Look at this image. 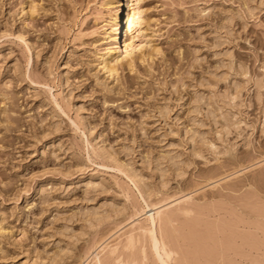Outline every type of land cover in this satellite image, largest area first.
Here are the masks:
<instances>
[{"label":"rangeland","instance_id":"rangeland-1","mask_svg":"<svg viewBox=\"0 0 264 264\" xmlns=\"http://www.w3.org/2000/svg\"><path fill=\"white\" fill-rule=\"evenodd\" d=\"M103 1L0 0V35L6 34L0 38V264H50L55 255L62 256L57 264H87L103 247L107 255L119 242L121 252L142 209L149 214V203L165 209L175 202L193 211L180 215L169 231L175 230L170 232L184 243L190 260L210 264L225 237H248V226L264 216V128L258 102L259 95L264 99V0H144L152 43L137 52L132 67L126 62L117 66L115 75L103 69L100 59L111 48ZM124 2L127 19L130 8ZM226 54L235 63L232 69ZM256 80L263 84L259 93ZM235 81L242 84L237 103L223 109L235 123L232 131L214 125L203 104L198 114L202 130L217 149L216 154H194L189 132L196 95L211 97L214 91L224 99ZM56 103L64 112L53 111ZM165 108V116L160 115ZM102 147L160 186L156 197L147 204L123 172L105 164ZM169 152L180 153L185 164L180 176L169 170L163 188L148 162L162 161ZM91 177L108 182V193L87 196ZM97 208H106L102 213L110 216L88 227L82 212ZM242 220L250 225L244 227ZM233 223L242 225L246 235L225 234ZM241 250L258 259L256 250Z\"/></svg>","mask_w":264,"mask_h":264},{"label":"bare ground","instance_id":"bare-ground-1","mask_svg":"<svg viewBox=\"0 0 264 264\" xmlns=\"http://www.w3.org/2000/svg\"><path fill=\"white\" fill-rule=\"evenodd\" d=\"M127 5L130 8V11L127 14V19H126V6H125V2L124 0H104L103 1V5L104 7L107 8L108 12H109V18L106 21L107 22V32H106V42H108L111 46V48L106 49V52L100 57L101 61H102V65H103V69L111 74V75H115L117 73V66L122 65L123 63H127L129 66L132 67L134 61H135V57L138 51H143L144 48L147 47L148 44L151 45L152 42L149 41L148 36V26L149 24V19H146L147 16V8H144V0H127ZM33 8V7H32ZM36 8V7H35ZM31 10V9H29ZM249 10V9H248ZM24 11V10H23ZM25 12V11H24ZM23 12V13H24ZM30 12V11H29ZM33 12V11H32ZM31 12V13H32ZM34 13V12H33ZM32 13V14H33ZM125 18V19H124ZM227 22H232V17L228 16L226 17ZM125 23V24H124ZM226 23V22H225ZM149 24V25H148ZM230 26L228 23L226 24V26ZM227 26V27H228ZM226 27V28H227ZM231 30V29H230ZM6 35V34H4ZM4 35H0L1 37H4ZM17 38L21 39V40H25L21 35L16 36ZM221 37V36H220ZM26 42V41H24ZM146 43V44H145ZM27 44V43H26ZM151 48V47H149ZM154 50H156V48H153ZM153 49L151 48V50L153 51ZM157 51V50H156ZM158 52V51H157ZM228 52V51H227ZM152 54V53H151ZM222 54V53H221ZM150 55V54H148ZM227 55V54H226ZM225 55V56H226ZM230 54H228L227 56H229ZM225 58H228V57ZM223 59V58H222ZM224 61V60H223ZM222 61V62H223ZM228 68L232 69L234 67V61L232 59L231 56H229L228 58ZM51 64V63H50ZM224 66L226 64V62L224 63ZM222 65V64H221ZM223 66V67H224ZM16 70L18 72H20V69L18 68V65H16ZM234 70V69H233ZM238 70H240L239 72H241L242 74H247V70L243 68V66L238 65ZM119 72V71H118ZM23 72H20V74H22ZM26 73V72H25ZM240 73V74H241ZM23 75V76H22ZM21 77L25 78L26 76L24 74H22ZM28 76V75H27ZM29 77V76H28ZM214 78V77H213ZM212 78V79H213ZM220 78V77H219ZM26 79V78H25ZM183 82V81H182ZM209 83V81H208ZM248 84V83H247ZM242 85V84H241ZM241 85L239 82L235 81L234 84L232 85V90L230 95L225 96L224 99H221L222 95L219 96V98L216 96V93L214 91L213 94H211L212 96L210 97L209 95L205 96L203 93L200 95H196L195 97V101L193 104V110H192V114H195V118H192V124L193 127L190 130V142H191V149L193 151L194 154L196 155H200L201 157L203 156V154L205 152H210L212 154H216V149L213 150L214 147V139L210 138L209 136H207V134H205L204 130H202V128L204 127V123H203V119L199 118V113L202 110V106H205L207 104L208 110L209 111V115L211 112V116H212V122L214 125H218V123L221 124V128L223 127L226 130V133H230L232 130V126L234 127L235 123L230 121L228 119V114L223 112V109H225V107L227 106H232V102L234 105H236L235 101L237 98H239V93L241 91ZM254 86L257 88L258 93L260 92L261 88H263V84L260 80H256L254 81ZM210 86H208V88H210ZM211 89V88H210ZM218 95V94H217ZM238 100V99H237ZM258 102H259V109H260V114L261 117L263 118V127L262 130L264 128V99L261 98V96H258ZM205 104V105H203ZM206 107V108H207ZM237 107V106H236ZM235 107V109H236ZM53 111L56 113L59 112H64L62 107L56 103L55 107H52ZM232 108V107H231ZM166 109H161L160 110V115H164L166 114ZM218 112H220V114H218ZM159 113V112H158ZM60 114V113H59ZM199 114V115H198ZM233 114V113H232ZM231 115V114H230ZM210 116V117H211ZM235 117V116H234ZM219 118V119H218ZM208 119V118H207ZM211 119V118H210ZM239 121V120H238ZM211 122V123H212ZM232 122V123H231ZM237 124V123H236ZM241 125V124H240ZM57 125H55L56 127ZM237 128H240L239 126V122L236 126ZM235 128V129H237ZM234 129V130H235ZM56 130V129H55ZM209 130V129H208ZM223 130V129H222ZM231 130V131H230ZM240 131V129H238ZM189 131V130H188ZM210 131V130H209ZM237 132V131H236ZM207 133V132H206ZM222 133V132H221ZM214 136V135H213ZM219 137V136H218ZM215 138V137H214ZM217 139V138H216ZM215 139V140H216ZM236 139V138H235ZM220 140V139H219ZM223 140V139H221ZM218 141V140H216ZM221 142V141H220ZM223 143V141H222ZM217 146V145H216ZM224 146V145H223ZM70 147V146H69ZM99 147V146H98ZM218 147V146H217ZM97 148V147H96ZM225 148V147H224ZM70 150H73L72 147L69 148ZM127 149V148H126ZM99 150V155L100 157L103 159V161L105 162V164L109 165L111 168H115L117 170H119V172H123L125 174V176H127L131 182L134 184L135 188L138 190V192L140 193V195L145 198V200H152L154 197H156L157 195V186L155 184H153L154 182L150 181L149 179H147L146 175L142 172L139 171L133 163L131 162H126L122 163L121 161H118L117 158L114 157L113 154L109 153L108 151H105L104 148H98ZM222 150V149H221ZM97 151V149H96ZM173 152V151H172ZM176 152V151H174ZM220 152V151H219ZM222 153H225L226 150H222ZM95 153V152H94ZM170 153V152H169ZM180 154V153H179ZM177 154V153H170V154H166L167 157L164 158L162 161L160 159H157L154 163V161H149V165H154L153 168H156L154 170V172L157 173V177L159 178V182L161 184H163V188H164V181L165 179L168 177L169 174V170H175L177 175L180 176L181 174H183L182 168L183 165L185 163H183V160L181 159V156ZM221 154V153H219ZM97 155V154H96ZM163 158V157H162ZM204 160V159H203ZM83 163V162H82ZM154 163V164H153ZM105 166V165H104ZM79 169H82L81 164H79L78 166ZM150 169V166H149ZM187 169V168H186ZM57 172V171H56ZM150 174V173H149ZM185 175V174H184ZM151 176V175H150ZM176 177V176H175ZM171 178V177H170ZM182 178V177H181ZM227 179V178H226ZM167 180V179H166ZM150 181V182H149ZM232 182V181H231ZM166 183V182H165ZM160 184V185H161ZM47 185V184H46ZM122 186V185H121ZM162 186V185H161ZM109 185L108 182H106L104 179L100 178L98 180H95L93 177L88 179V182L86 184V195L89 196L91 193H95L96 191H101V192H107L109 189ZM113 187V186H112ZM160 188V186H158ZM162 188V187H161ZM227 188V187H226ZM167 189V188H166ZM263 189V188H262ZM108 193V192H107ZM91 194V195H93ZM96 194V193H95ZM120 194V193H119ZM219 194V193H218ZM126 197V196H125ZM88 198V197H87ZM255 198V197H254ZM259 199V198H258ZM127 200V199H126ZM180 200V199H179ZM216 201V200H215ZM127 202V201H126ZM175 202V201H174ZM187 203V201H185ZM256 202H258V200H256ZM149 203V201L147 202V204ZM177 203V202H175ZM173 203V205L166 207L165 209H160L157 208L156 205H147V209L148 208H153L151 210V212L146 213L145 209H142V212L140 211V213H138V215H142L139 219V221L134 224L135 228L133 229V231L131 230V234L126 235L124 238V242L120 245L121 249H123L121 252L119 251V243L115 244L113 248H111L110 246V253H108L107 255L104 254V252L106 251V248H102V250L97 253L91 260V262H88L87 264H203L202 261L198 259L195 260H190L189 256H187L185 253L186 252V248L184 249V246H182L184 243H179V239L178 237L174 236L173 234H171L172 232H170L171 230L173 231V229H171L169 231V229L171 228V225L175 224V222L177 221V219H179L178 217L181 215H188L191 214V212L193 211L192 208L186 204H175ZM197 203V202H196ZM158 204V203H157ZM175 204V205H174ZM189 204V203H188ZM209 204V203H208ZM218 204V202H217ZM227 204V203H226ZM245 205V203H243ZM242 204V205H243ZM112 205V204H111ZM123 207L125 208L127 205L126 203H123ZM138 205V204H137ZM197 205V204H196ZM203 205V204H202ZM207 205V203L205 204ZM215 205V204H214ZM237 205V204H236ZM241 205V204H240ZM241 205V206H242ZM260 205V204H259ZM193 206V205H192ZM220 206V205H219ZM250 206V205H249ZM263 205H261V207H263ZM103 207V205H102ZM212 207V206H211ZM247 207V206H245ZM257 207V206H256ZM123 208V209H124ZM142 208V207H141ZM202 208V207H200ZM203 208H205L203 206ZM202 208V210H203ZM214 208V207H213ZM216 208V207H215ZM234 208V207H233ZM255 208V207H254ZM253 208V209H254ZM260 208V207H259ZM89 209V208H88ZM98 209V208H97ZM111 211L115 212V210L118 211V209H114V206H110ZM235 209V208H234ZM246 209V208H245ZM257 209V208H256ZM262 209V208H261ZM101 210V212L99 211ZM102 210H106V208L102 209H98V210H88V211H84V213L82 212V221L84 223L88 222V227L93 226V225H100L102 223V221L104 219H106L107 217L110 216L109 213H102ZM210 210V209H209ZM212 210V209H211ZM221 210V209H220ZM219 210V212H220ZM247 210V209H246ZM260 209H258L257 211L259 212ZM263 210V209H262ZM196 211V210H195ZM194 211V212H195ZM207 211V210H206ZM249 211V210H248ZM252 211V210H251ZM256 211V210H253ZM208 212V211H207ZM217 212V211H214ZM214 212H212L214 214ZM235 212V211H234ZM264 211H262L263 213ZM136 213V212H135ZM211 213V212H209ZM230 213V212H229ZM237 214V213H236ZM258 214V213H257ZM137 215V214H136ZM201 215V214H200ZM226 215V214H225ZM254 215V214H253ZM251 215V216H253ZM143 216V219H141ZM180 216V217H181ZM243 216V215H242ZM258 215H256L257 217ZM119 217V216H118ZM187 217V216H186ZM207 217V216H206ZM193 218V217H192ZM200 218V217H199ZM223 219L224 217H220V219ZM221 219V221H223ZM250 219H254L251 218ZM257 221L255 222L256 224L251 226H248L250 224L246 223V221L241 222V224L243 222V226L246 227L248 226L247 231L250 228V233H252V235H254L256 233V237H253L254 239H251L250 236H252L249 232V236H243L240 235L238 232L245 234V231H243L244 227L242 228L243 230H241L239 227L242 226L240 225L238 227V229L240 231H238L235 223L233 228L232 225L231 228L227 225L229 224L227 221V226L229 227V229L234 230H228L230 232L226 233L224 230L225 234H231L232 232H234V234L236 235L238 233L239 236H233L234 239L232 238V241L230 240V236L225 237V242H223L221 245V250L220 252H216V261H213V259L211 261L207 260V262H209L210 264H247V262L251 264H264V247H262V245L264 244V216L263 215H259V217L256 218ZM183 220V219H182ZM185 220V219H184ZM183 220V221H184ZM237 220V219H236ZM245 220V219H244ZM255 220V219H254ZM196 221V220H195ZM200 221V220H199ZM198 221V224H199ZM218 221V220H217ZM226 221V219L224 220ZM233 221V220H232ZM238 221H241L238 219ZM253 220H251L252 222ZM182 222V221H181ZM234 222V221H233ZM248 222V221H247ZM250 222V221H249ZM212 223H214L212 221ZM217 223V222H216ZM223 223V222H221ZM237 223V222H236ZM180 224V223H179ZM192 224V223H190ZM197 224V223H196ZM204 224V223H202ZM225 224V223H224ZM231 224V222H230ZM240 224V223H239ZM189 225V224H187ZM193 226L195 225L192 224ZM200 225V224H199ZM207 225V224H206ZM220 225V224H219ZM221 226V225H220ZM170 227V228H169ZM189 227V226H188ZM187 227V228H188ZM226 227V226H225ZM227 227V228H228ZM236 227V229H234ZM169 228V229H168ZM180 228V227H179ZM194 228V230H196V227H191ZM203 228V227H202ZM215 228V227H214ZM225 228V230L227 229ZM65 229V228H64ZM223 229V228H221ZM181 230V228H180ZM183 230V229H182ZM193 230V229H192ZM193 230V231H194ZM217 230V229H216ZM254 230V231H253ZM169 231V232H168ZM175 231V230H174ZM173 231V233H174ZM222 232V230H220ZM243 231V232H242ZM183 232V231H182ZM206 232V231H205ZM217 232V231H216ZM219 232V231H218ZM237 232V233H235ZM127 233V232H126ZM125 233V234H126ZM135 233V234H134ZM188 233V232H187ZM191 233V232H190ZM193 233V232H192ZM191 233V234H192ZM204 233V232H203ZM247 233V232H246ZM83 234V233H82ZM176 234V233H175ZM196 234V233H195ZM208 234V232L206 233ZM223 234V232H222ZM247 234V235H248ZM184 235V233H183ZM200 235V234H199ZM224 235V234H223ZM124 236V235H123ZM122 236V237H123ZM192 236V235H191ZM202 236V235H201ZM207 236V235H206ZM212 236V234H211ZM215 236V235H214ZM242 236V237H241ZM62 237V236H61ZM121 237V238H122ZM181 237V236H179ZM183 237V236H182ZM196 237V236H195ZM246 237V238H245ZM185 238V236L182 238V240ZM202 238V237H201ZM205 238V237H204ZM210 238V235H209ZM213 237H211L212 239ZM241 238V240L239 239ZM65 239V238H64ZM192 239V238H191ZM216 238H213V240ZM222 239V238H221ZM239 239V240H238ZM63 240V239H62ZM181 240V239H180ZM193 240V239H192ZM209 240V239H208ZM218 240V238H217ZM94 241V239H93ZM191 242V240H189ZM195 241V240H194ZM198 241H202L199 240ZM210 241V240H209ZM207 242V241H206ZM217 243V241H215ZM221 242V241H220ZM70 243V242H69ZM100 243V242H99ZM196 243V242H195ZM212 243V242H211ZM260 243V244H258ZM71 244V243H70ZM70 244H67L68 246L65 247L66 250H69L70 248ZM189 245V244H188ZM192 245V244H191ZM203 245V244H201ZM263 248H261L260 246ZM123 246V247H122ZM187 246V244H186ZM194 246H199V245H193L192 247L194 248ZM206 246V245H205ZM209 245H207L206 247H208ZM215 246V244H214ZM236 246V247H234ZM259 246L258 248H255ZM264 246V245H263ZM200 247V246H199ZM210 247V246H209ZM233 247V248H231ZM72 248V247H71ZM198 248V247H196ZM211 248V247H210ZM245 249V248H249V250L251 249V251L256 250L259 253V256L261 255V257L258 256V259H254V258H250L248 253H245V250H241V249ZM96 249V248H95ZM112 249V250H111ZM187 249L189 250V248L187 247ZM199 249V248H198ZM196 249V250H198ZM219 249V248H218ZM109 250V249H108ZM138 250V251H136ZM204 250V248L202 249ZM248 250V249H247ZM98 251V250H97ZM191 251V250H190ZM201 251V250H200ZM199 251V252H200ZM207 251V250H206ZM68 252V251H67ZM197 251H195L196 253ZM215 251H213L214 254ZM244 252V253H243ZM96 253V252H95ZM210 253V252H207ZM250 253V252H249ZM60 254V253H59ZM65 254V252L62 250V253L60 255ZM84 254V253H83ZM88 254V253H87ZM190 254H192V252H190ZM194 254V253H193ZM192 254V255H193ZM206 254V253H205ZM248 254V256L246 255ZM104 255V256H103ZM189 255V254H188ZM198 255V254H197ZM200 255V254H199ZM251 255V254H250ZM56 256V255H55ZM51 260L50 264H57V262L59 261L60 257L62 256H56ZM206 256V255H205ZM208 256V254H207ZM213 256V255H211ZM63 257H65L63 255ZM194 257V256H193ZM197 257V256H196ZM199 257V256H198ZM249 257V258H248ZM253 257V256H252ZM39 258V257H38ZM85 258V257H84ZM195 258V257H194ZM202 258V257H201ZM209 258V257H208ZM212 258V257H211ZM214 258V257H213ZM240 258V259H238ZM256 258V257H255ZM250 259V261H249ZM81 260V259H80ZM204 260V259H203ZM241 260V261H240ZM61 261V260H60ZM193 261V262H192ZM45 263V261H43ZM65 262V261H64ZM151 262V263H150ZM42 263V260H41ZM43 264V263H42ZM86 264V263H85Z\"/></svg>","mask_w":264,"mask_h":264}]
</instances>
